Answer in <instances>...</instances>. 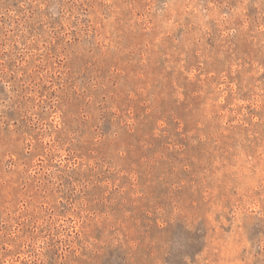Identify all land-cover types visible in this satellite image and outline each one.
<instances>
[{"label": "rangeland", "instance_id": "rangeland-1", "mask_svg": "<svg viewBox=\"0 0 264 264\" xmlns=\"http://www.w3.org/2000/svg\"><path fill=\"white\" fill-rule=\"evenodd\" d=\"M0 264H264V0H0Z\"/></svg>", "mask_w": 264, "mask_h": 264}]
</instances>
